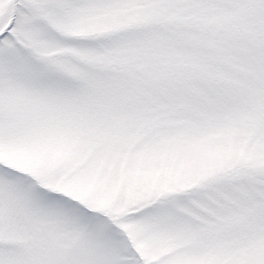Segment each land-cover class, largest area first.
<instances>
[{
    "label": "snow or ice",
    "instance_id": "1",
    "mask_svg": "<svg viewBox=\"0 0 264 264\" xmlns=\"http://www.w3.org/2000/svg\"><path fill=\"white\" fill-rule=\"evenodd\" d=\"M0 264H264V0H0Z\"/></svg>",
    "mask_w": 264,
    "mask_h": 264
}]
</instances>
